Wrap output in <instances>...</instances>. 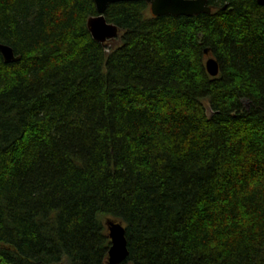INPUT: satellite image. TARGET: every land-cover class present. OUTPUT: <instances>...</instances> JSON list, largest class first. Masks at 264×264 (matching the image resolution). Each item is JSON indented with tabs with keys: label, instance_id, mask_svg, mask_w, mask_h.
<instances>
[{
	"label": "trees",
	"instance_id": "16d2710c",
	"mask_svg": "<svg viewBox=\"0 0 264 264\" xmlns=\"http://www.w3.org/2000/svg\"><path fill=\"white\" fill-rule=\"evenodd\" d=\"M256 1L196 17L111 4L112 48L89 30L93 0H0L18 58L0 53V264H109L108 219L122 264H264Z\"/></svg>",
	"mask_w": 264,
	"mask_h": 264
},
{
	"label": "water",
	"instance_id": "95a60500",
	"mask_svg": "<svg viewBox=\"0 0 264 264\" xmlns=\"http://www.w3.org/2000/svg\"><path fill=\"white\" fill-rule=\"evenodd\" d=\"M97 9L98 16L90 19L88 27L93 38L100 43H106L108 40L116 38L119 29L106 21L105 13L107 7L111 4L122 2L145 1L149 4L153 16L160 17L171 15L175 17H193L200 14H210L212 8L207 4V0H93ZM259 5L264 6V0L256 1ZM223 9H226L224 7ZM11 47L0 44V53L3 55L5 63L18 62L14 51ZM208 53V51L206 52ZM219 65L214 58H209L206 62L208 73L212 77L219 74ZM106 227L111 240V249L109 253V264H122L128 257L127 241L125 240V228L122 222L108 219Z\"/></svg>",
	"mask_w": 264,
	"mask_h": 264
},
{
	"label": "rangeland",
	"instance_id": "374dc122",
	"mask_svg": "<svg viewBox=\"0 0 264 264\" xmlns=\"http://www.w3.org/2000/svg\"><path fill=\"white\" fill-rule=\"evenodd\" d=\"M119 34V33H118ZM120 36V34L118 35ZM118 36L112 40H108L106 43L108 44L107 46L108 47H112L114 48V46H117V45H120L119 43V39H118ZM204 101H207V100H204ZM208 102V101H207ZM207 102H205V107L207 108V111H208V114L211 116L213 114V111L211 110V108L209 107V105H207ZM107 221V220H106ZM105 221V222H106Z\"/></svg>",
	"mask_w": 264,
	"mask_h": 264
}]
</instances>
